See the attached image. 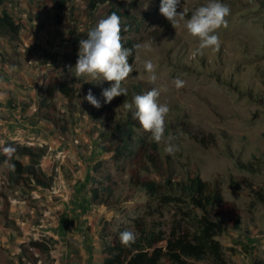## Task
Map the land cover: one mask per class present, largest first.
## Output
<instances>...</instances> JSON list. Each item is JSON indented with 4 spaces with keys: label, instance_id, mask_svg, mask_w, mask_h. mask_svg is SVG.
<instances>
[{
    "label": "rangeland",
    "instance_id": "rangeland-1",
    "mask_svg": "<svg viewBox=\"0 0 264 264\" xmlns=\"http://www.w3.org/2000/svg\"><path fill=\"white\" fill-rule=\"evenodd\" d=\"M26 1L47 9L41 22L34 8L12 11L14 16L19 15L24 37L30 39L27 47L32 49L26 54L37 61L34 81L41 84L42 75L51 70L78 91L73 104L58 93L53 99L55 117L60 124H67L61 152L55 148L58 133L40 117L44 111L37 101V116L44 121L42 128L53 141L52 146H40L45 149L40 166L51 178V185L48 189L3 190L14 225L5 227L0 216V264H56V260L57 264H101L103 242L119 240L125 229L136 233L137 223L146 230L167 233L174 226L193 229L198 212L184 199L175 200L176 193L164 186V180L170 178L175 183L194 176L218 182L223 198L238 210L240 229H228L217 238L224 247L226 263L264 261V0H221L230 7L231 14L226 17L228 26L216 33L220 49H205L195 58L192 53L198 39L187 32L183 21L174 29L159 12L161 2L113 1V7L124 14V42L141 45L129 59L135 71L122 82L128 98L121 95V99L130 103L134 95L153 87L160 90L159 103L170 108L165 135L176 136L174 143L179 145L174 155L164 151L163 142L152 140L123 106L124 102L115 105L114 98L104 103L101 93L111 82L87 75L76 78L74 70L69 71L78 54L65 41L68 29L73 24L77 33L88 34L106 18L108 6L88 12V0H70L68 9L60 13L62 21L56 23L55 12L43 0ZM208 2L181 0L178 11L184 10L188 19L196 8ZM148 60L155 66V83L144 67ZM176 78L185 86L177 89ZM89 90L100 101L99 109L83 99ZM130 120L137 124L133 138H142L143 143L116 158L104 148L117 139L112 128ZM4 168L5 164H1L0 185ZM135 177L139 182H154L159 187L158 194L151 195L134 184ZM94 189L108 203L93 204ZM43 236L57 242L49 256L35 253L28 244ZM161 264L172 263L162 260Z\"/></svg>",
    "mask_w": 264,
    "mask_h": 264
},
{
    "label": "trees",
    "instance_id": "trees-1",
    "mask_svg": "<svg viewBox=\"0 0 264 264\" xmlns=\"http://www.w3.org/2000/svg\"><path fill=\"white\" fill-rule=\"evenodd\" d=\"M9 0H0V37L7 38L13 43L19 41V33L23 29L21 22L15 20L3 5ZM114 0H88L86 10L95 11L99 6H108L106 17L116 13L121 17L122 27L126 26L122 18L124 14L113 7ZM161 2V0H156ZM18 2H16L17 4ZM70 0H43V4L50 5L55 12L56 23L62 18L60 13L67 10ZM76 20H71L74 22ZM124 35V32H122ZM87 34L77 33V27L72 26L67 31L66 42L69 43L74 54L79 52V42L86 39ZM126 47L134 45L130 41L124 42ZM0 57L3 58L2 54ZM131 57H129L130 59ZM77 88L56 76L51 70L42 75L41 85L37 91L39 109L42 112L41 118L52 124L60 137L65 139L67 124H60L55 117L57 114L56 105L53 99L56 93L61 95L68 104H73L77 99ZM122 96L116 97L113 104L121 101ZM128 98V96H127ZM126 99V98H125ZM130 103H131V99ZM136 122L126 121L122 125L112 128L117 132V139L111 141L110 145L104 148L105 151L113 153L116 158L127 155L136 149L137 144H142V138L134 137V126ZM112 133L107 136H111ZM202 144H206L203 140ZM11 146L16 149L9 159L3 153V147ZM139 150L147 153V150L139 146ZM45 156V149L40 146L20 144L14 140L5 141L0 146V165L5 164L3 169V180L0 185V216L5 227L14 222L9 218L8 200L3 190H35L36 188L48 189L51 185V178L43 172L40 163ZM148 158L154 165H158L153 156ZM23 159L25 162H23ZM7 161V163H6ZM14 165V170L10 167ZM134 184L141 186L151 195L159 192V187L150 180L139 182L135 177ZM164 186L175 192V200L184 199L198 212L196 214V226L193 229L174 226L168 233L162 230H146L137 223L136 242L131 247H124L119 240L103 242L101 246V264H161L167 260L172 264H187L188 260L206 261L205 264H227L224 259V247L218 241V237L231 230L240 229V216L235 204L223 198L219 183L201 180L198 176L186 177L178 182H171L170 178L164 180ZM92 193L93 204H104L106 201L99 195V190L94 189ZM109 193V192H108ZM110 195V193H109ZM108 203V202H106ZM108 236H104L106 239ZM56 240L51 236H43L40 239H31L28 244L35 253L50 255L53 251ZM22 259V257H21ZM254 264H264V261H256Z\"/></svg>",
    "mask_w": 264,
    "mask_h": 264
},
{
    "label": "clouds",
    "instance_id": "clouds-1",
    "mask_svg": "<svg viewBox=\"0 0 264 264\" xmlns=\"http://www.w3.org/2000/svg\"><path fill=\"white\" fill-rule=\"evenodd\" d=\"M125 2L129 4L132 0ZM180 6L181 0H161L159 12L174 29L179 21H183L187 32L198 39V47L192 53V58L203 55L205 49L219 51L221 41L216 33L221 27L228 26L226 17L231 14L230 7L221 0H209L206 5L196 8L190 18L185 19V11H178ZM126 31L127 29L122 27L121 17L116 13L99 20L88 32L87 38L80 40L78 59L74 68L69 66V71L74 70L76 78L87 75L98 81L111 82V86L104 88L101 93L105 104L111 103L114 98L121 95H128V90L122 87V82L135 71L133 64L129 63V57H132L141 45L126 47L122 35V32ZM144 67L151 74L150 81L155 83L157 76L154 64L148 60L145 61ZM174 84L177 89L185 86V82L179 78L174 80ZM159 96L160 90L153 87L143 94L134 95L132 102L125 101L123 106L132 112L133 119L138 120L143 130L151 134L154 142L157 144L163 142L164 151L174 155L179 151V145L174 143L177 137L172 134L165 135V120L170 108L167 104L159 103ZM83 99L97 109L102 106L91 90ZM15 151L16 149L11 146L3 147V153L9 159ZM10 167L14 170L15 166ZM118 238L122 246L131 247L137 236L133 231L125 229Z\"/></svg>",
    "mask_w": 264,
    "mask_h": 264
},
{
    "label": "crops",
    "instance_id": "crops-1",
    "mask_svg": "<svg viewBox=\"0 0 264 264\" xmlns=\"http://www.w3.org/2000/svg\"><path fill=\"white\" fill-rule=\"evenodd\" d=\"M35 3L18 0L16 4L9 0L3 8L7 9L15 20H18L19 15L14 16L12 11H16L17 8L24 10L28 7L34 8L35 12L39 13L37 20L41 22L45 19L47 9L38 8ZM24 36L22 29L19 33V41L24 43L22 46L19 41L13 43L7 38L0 37V54L3 56L0 57V146L8 140L26 145L52 146L53 141L48 138L49 133L42 128L44 121L39 120L37 116V91L41 84L34 81L37 61L26 54V51L30 52L32 48L27 47L31 45L28 44L30 39ZM56 136L58 147L55 148L57 152H61L59 147L64 149L62 146L65 143L61 142L60 136Z\"/></svg>",
    "mask_w": 264,
    "mask_h": 264
}]
</instances>
